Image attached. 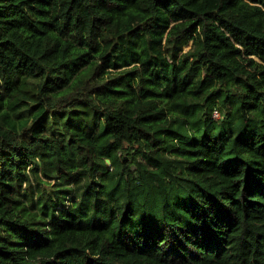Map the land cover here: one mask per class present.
Here are the masks:
<instances>
[{
  "label": "trees",
  "instance_id": "1",
  "mask_svg": "<svg viewBox=\"0 0 264 264\" xmlns=\"http://www.w3.org/2000/svg\"><path fill=\"white\" fill-rule=\"evenodd\" d=\"M0 264H264V0H0Z\"/></svg>",
  "mask_w": 264,
  "mask_h": 264
},
{
  "label": "rangeland",
  "instance_id": "2",
  "mask_svg": "<svg viewBox=\"0 0 264 264\" xmlns=\"http://www.w3.org/2000/svg\"><path fill=\"white\" fill-rule=\"evenodd\" d=\"M191 48H192V41L189 42V43L184 47V52L189 51ZM214 113H215V114H217V113L219 114L220 112H219V111H215ZM216 118H219V117H216ZM133 151H136V149H134ZM138 160H139L140 162H144V163H145V161H144L142 155H140V156L138 157ZM81 179H82V186H83V187H86L87 184H88V178L84 176V177H82ZM137 185H138V184H137Z\"/></svg>",
  "mask_w": 264,
  "mask_h": 264
},
{
  "label": "built area",
  "instance_id": "3",
  "mask_svg": "<svg viewBox=\"0 0 264 264\" xmlns=\"http://www.w3.org/2000/svg\"><path fill=\"white\" fill-rule=\"evenodd\" d=\"M214 116H215V117H219V114H215Z\"/></svg>",
  "mask_w": 264,
  "mask_h": 264
},
{
  "label": "water",
  "instance_id": "4",
  "mask_svg": "<svg viewBox=\"0 0 264 264\" xmlns=\"http://www.w3.org/2000/svg\"><path fill=\"white\" fill-rule=\"evenodd\" d=\"M108 162H109V160H108Z\"/></svg>",
  "mask_w": 264,
  "mask_h": 264
}]
</instances>
